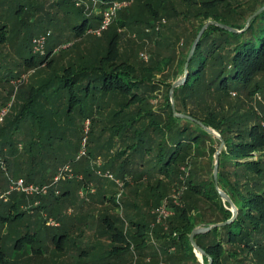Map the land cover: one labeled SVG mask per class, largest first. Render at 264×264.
I'll return each instance as SVG.
<instances>
[{"label": "trees", "instance_id": "1", "mask_svg": "<svg viewBox=\"0 0 264 264\" xmlns=\"http://www.w3.org/2000/svg\"><path fill=\"white\" fill-rule=\"evenodd\" d=\"M61 1L56 0L57 3L52 5L61 6L58 7L60 10L62 6H67L63 3L64 0ZM180 1L184 4L182 14L175 13L174 7H168L163 0L147 12L151 18H157L159 15L166 18L183 16V20L190 17L198 22L195 27L183 30L186 46L179 55L180 62L175 65L177 78L183 76L190 47L200 28L207 21L242 30L247 19L264 6V0ZM9 2L13 3L12 0ZM22 8L24 6L21 0L16 4L13 3L15 14L21 13ZM75 12L84 16L82 22L75 27V37L81 36L88 28L98 26V17L87 18L81 8H76ZM121 13L122 11L118 16ZM4 33L2 35H5ZM114 37L111 36L108 50L102 59L95 62L83 61L76 67L73 65L64 67L63 76L55 78L52 76L48 87L53 95L68 94V109L77 106L83 121L93 122L92 120L95 119L92 118V107L96 108H94L96 112L101 110L100 105L105 103L106 108H111L113 122L109 127L113 128L112 138L116 137L117 140L113 139V141L111 138L107 143L108 147L113 148L115 145L112 144L119 141L120 150L117 157L124 158L119 166L122 173L123 170H128L135 174L133 165L138 161L136 167L145 168L148 175H155L156 184L161 182L160 177L181 184L180 177L183 174L185 176V173L187 175L183 177L186 181L184 184L186 190L179 198L181 203L179 206L172 203L173 215L164 220L163 224H157L153 215H149L150 221H147V225L144 220L136 221L128 216L126 220L119 213L118 215L105 212L102 217L100 215L102 224H106L107 230L111 232L110 243L113 246L110 252L117 255L114 257L116 263L106 264H130L129 259L123 262L125 259L123 253L129 251V243L134 244L133 251H136L137 259L141 260L140 264H185L186 259H192L197 263L196 253L188 239L189 234L195 228L226 222L232 216L230 207L220 199L212 176L213 155L219 146V140L199 125L172 115L168 96L171 84H166L164 95L159 98L154 93L155 85L151 82V71L143 70L136 75L126 70L127 67L125 70L122 69L121 67L125 65L120 57L122 54L119 51L117 53L112 51L116 44ZM59 39L60 36H57L56 42H52L49 49L47 42V49L42 57L39 56L38 65L51 56L59 45L57 42ZM31 40L28 50L33 54ZM68 42L69 40L64 41V43ZM11 58L10 55L0 56V71H11L17 76L16 79L22 77L18 70L21 61L25 65L34 62L33 57L15 56V62ZM6 62L8 65L4 67ZM187 70L188 77L185 83L173 90L176 112L199 121L205 127L216 131L224 140L225 148L219 155L217 184L237 210L236 218L231 223L194 237L196 245L205 253L202 256V264H209V261L210 264H248L251 263L252 257L254 263L264 264V128L262 126L264 114L250 115L249 121L231 102L232 94L254 95L259 89L256 78L264 74V10L256 15L247 29L241 33L209 26L202 34L189 60ZM5 81L8 84L9 78L6 77ZM0 87L4 89L2 84ZM157 89L159 90V86ZM13 95L14 93L9 95L4 102L5 105L11 101ZM158 98L159 104H154L152 101ZM110 103L116 108L113 109ZM47 130L53 131L54 128L48 127ZM9 131L10 128L4 125L0 128L2 146L8 147L9 143L11 144L6 136H2ZM79 131L82 132L81 127ZM90 133L91 130L88 135ZM81 139L82 137L79 141ZM89 151L88 149V157ZM254 152L262 153V156L256 161H249V156ZM205 159L207 162L204 161ZM151 161H154L152 166L149 165ZM31 164L33 167L36 165L33 160ZM60 166L57 168L54 166V169L56 168L53 169L54 172ZM36 174L37 172L31 169L26 171L24 178H21L26 183L37 186L48 184L42 179L44 176H40L39 179V175L34 177ZM32 180L37 182L34 183ZM53 187L55 188L56 185ZM53 187L46 196H33L39 201L36 205L38 208L58 200V197L51 195L54 193ZM66 191H62V198L68 197ZM68 207L66 206V209ZM66 209L64 215H67ZM60 214L62 212L59 209L57 216ZM48 215L50 216L51 212ZM5 220L0 215V221ZM125 223L130 227L127 233L123 230ZM57 227L53 226L54 229ZM150 231L152 235L149 234ZM64 236V232L61 231L53 233L51 238L56 243L55 249L56 245L63 242ZM21 242L22 240L17 243ZM0 264H8L1 250Z\"/></svg>", "mask_w": 264, "mask_h": 264}, {"label": "rangeland", "instance_id": "2", "mask_svg": "<svg viewBox=\"0 0 264 264\" xmlns=\"http://www.w3.org/2000/svg\"><path fill=\"white\" fill-rule=\"evenodd\" d=\"M9 1L0 0V56L10 55L14 62L15 56L33 57L34 62L28 65L20 62L18 68L22 75L20 79H16L17 76L11 71H0V86L1 84L4 86V89L3 87L0 89V101H5L14 93L13 103L0 125V128L3 125L10 128V131L2 136L11 141V144L8 141L7 147L8 162H5L2 153L0 154L5 167V170L0 172V195L3 196L0 199V215L6 219L0 221V250L8 264H102V259L104 262L116 259L114 257L117 255L110 252L113 246L110 243L111 232L107 230L106 224H102L100 215L102 217L105 212L119 213L125 219L128 216L136 221L144 220L147 225L150 216H154L156 206L167 200L172 216V203L179 206L181 203L179 198L186 190L184 185L186 181L183 177L187 174L180 177L181 184L163 177H160L161 182L156 184L155 175H148L145 168L136 167L138 161L133 165L135 174L128 170H123L122 173L119 166L124 158L117 157L120 150L119 141L112 144L115 148L108 147L107 143L113 135V128L109 127L113 122L111 108H106L105 103L100 105L101 110L96 112L95 107H92V118L95 119L93 122L89 121L88 132L91 130V133L85 135L83 131H79L80 127L84 129L85 121L81 120L79 108L76 106L68 109V94L53 95L48 86L52 76L54 78L63 76L64 67L68 65L76 67L83 61L95 62L102 59L108 50L111 36H115L116 44L112 51L115 53L119 51L122 54L120 57L125 65L121 68L125 70L127 67L126 70L136 75L143 70L151 71V82L155 85L154 93L160 98L164 95L166 84L172 85L181 78L176 77L175 65L180 62L179 55L186 46L183 30L195 27L198 22L190 17L183 20V16L166 18L159 15L157 18H151L147 14L148 9L154 8L161 0H122L127 4L107 31L100 36L84 32L81 36L75 37V27L82 22L84 16L75 12L78 7L72 4L73 2L62 0L61 2L67 6H62V9L58 10L61 6H53L57 2L21 0L24 8L21 13L15 14L13 3L16 4L20 0H12L13 3ZM163 2L168 7H174L175 13L182 14L184 11V4L180 0ZM122 24L124 26H121ZM46 32L51 35L47 39V48H50L52 42H56L57 36H60L57 41L59 45L46 61L38 65L40 57L31 54L28 47L33 36ZM3 33L5 35H2ZM66 40L69 42L64 43ZM7 65L8 62L4 67ZM6 77L9 78L8 84L5 81ZM256 80L259 89L254 95H231L234 107L249 121L250 115L264 114V74ZM159 98L152 102L159 104ZM111 105L113 109L116 108L115 105ZM4 107L5 104L0 105V111ZM262 126L264 128V122ZM48 127L54 130L48 131ZM84 136L85 151L89 149L90 156H84L77 162L81 142L79 139ZM115 138L112 140L116 141ZM2 142L0 139L1 150L6 147L1 145ZM260 156L262 153L254 152L249 156V161H256ZM31 160L36 164L34 167ZM67 161H72V164ZM204 161L207 162L206 159ZM97 162L102 166L98 167ZM62 164H70L72 174L82 179L73 178L75 181L72 182L73 179L61 180L55 188L51 186L54 188L51 195L58 197L57 201L38 208L36 205L39 201L33 196L8 193V179L24 178L26 171L31 169L37 172L34 177L39 175L40 179V176H44L42 179L48 182L47 185L52 184L50 180L57 175ZM153 164L154 161H151L149 165ZM54 166L60 168L54 172L56 169ZM98 170L102 174L109 172V177L96 175ZM65 190L68 197L62 198V191ZM66 206L69 207L66 209ZM59 209L63 215L57 216ZM64 209L68 214L66 216ZM52 222L54 225L49 224ZM53 226L58 227L54 229ZM69 228L70 232L65 233L63 242L56 245L55 249L56 243L51 238L53 233L64 232L63 230ZM123 230L125 233L129 232V225L125 223ZM94 231L103 237V241H99L97 245L98 255L92 254L94 240L90 237ZM149 234L152 235V231ZM21 240V243H17ZM133 249L134 244L129 243V251L125 253H130V264H139L140 261ZM104 252L107 253L105 259L102 255ZM252 262L253 257L248 264ZM197 263L201 264L199 261ZM197 263L192 259H186L185 262Z\"/></svg>", "mask_w": 264, "mask_h": 264}, {"label": "built area", "instance_id": "3", "mask_svg": "<svg viewBox=\"0 0 264 264\" xmlns=\"http://www.w3.org/2000/svg\"><path fill=\"white\" fill-rule=\"evenodd\" d=\"M49 2H55L56 0H46ZM74 5L78 8H81L84 14L87 16V18L92 17H98L99 18V24L95 28H88L86 32L92 36H100L104 31H106L111 24L116 20L118 17L119 12L123 10L126 6V2L122 0H114V1H99V0H72ZM50 37V33L46 32L45 34L35 36L31 40V48L32 53L34 55L43 56L45 53L46 48V42L47 39ZM144 58V56H143ZM14 97V95H13ZM13 97L11 98V101L8 102L4 108L0 111V125L4 118V116L9 111V108L11 107L13 103ZM89 120L84 121V129L82 130L83 133L86 135L88 133V127H89ZM86 146V137L84 136L81 139L80 142V149L78 152V156L76 157V161L80 158H83L84 156H87V151H85ZM97 166L101 167L100 162H97ZM0 169L2 171L5 170L4 167V160L0 157ZM96 175L98 176H105L109 177V172L101 173L100 170L98 172L96 171ZM111 177V176H110ZM82 179L81 177H75L72 174V168L70 164L62 166L58 172L57 175L52 179V184L50 185H42L37 186L32 183H26L23 178H17V179H8V193H20L24 194L26 196H45L49 189H51V186L56 185L59 181L64 180H71V179ZM115 183H117L115 181ZM3 196L0 195V199H2ZM155 220L157 224H161L164 220H166L170 215V207L167 200L162 201L153 211ZM51 225H54V223H49Z\"/></svg>", "mask_w": 264, "mask_h": 264}, {"label": "water", "instance_id": "4", "mask_svg": "<svg viewBox=\"0 0 264 264\" xmlns=\"http://www.w3.org/2000/svg\"><path fill=\"white\" fill-rule=\"evenodd\" d=\"M264 10V6L259 8L254 14H252L246 21L245 23V26L242 30H236V29H233L227 25H223V24H220V23H217V22H214V21H207L199 30V32L197 33L191 47H190V50L188 52V55H187V58L185 60V64H184V70H183V76L176 80L174 83H172V85L170 86V89H169V93H168V96H169V102H170V105H171V110H172V115L176 118H180V119H185V120H188V121H191L197 125H199L203 130H205L208 134H211L212 136H214L216 139L219 140V146H218V149L216 150L215 154H214V164H213V171H212V176H213V181H214V185H215V189L220 197V199L222 200V202L226 203L229 207H230V211L232 213V216L231 218L226 221V222H222V223H216V224H213V225H210L208 227H198V228H195L192 230V232L189 234V242L192 246V248L194 249L195 251V255H196V258H198L199 262L202 264V256L205 255L204 251L202 249H200L196 243L194 242V237L196 235H199V234H204V233H207L209 232L210 230L214 229V228H218V227H222V226H225L229 223H231L235 218H236V215H237V210L235 209V206L233 205L232 201L230 200V198L224 193L222 192L219 187H218V184H217V172H218V162H219V155L222 151V149L224 148V140L221 138V136L214 130L212 129H209L207 127H205L204 125H202L199 121L193 119L192 117L188 116V115H185V114H179L176 112V109H175V104H174V99H173V90L177 87H180L181 85H183L188 77V63H189V60L190 58L192 57L193 55V52L202 36V34L205 32V30L209 27V26H215L219 29H222V30H225V31H228V32H232V33H241L243 32L245 29H247L250 21L256 16L258 15L259 13H261L262 11ZM209 264H210V261H209Z\"/></svg>", "mask_w": 264, "mask_h": 264}, {"label": "crops", "instance_id": "5", "mask_svg": "<svg viewBox=\"0 0 264 264\" xmlns=\"http://www.w3.org/2000/svg\"><path fill=\"white\" fill-rule=\"evenodd\" d=\"M1 102V104L0 105H2V104H4V102L5 101H0ZM11 154V153H10ZM2 157L3 158H5L6 160H8L9 159V157H8V155H7V147H5V148H2ZM20 178V177H19ZM108 198V197H107ZM63 213V212H62ZM68 215V214H67ZM70 215V214H69ZM65 216H66V214H65ZM69 217V216H68ZM64 231V234L65 233H67V232H70V228L69 229H66V230H63ZM93 234H92V236L90 237L92 240H94V243H93V245H92V248L94 249V252L92 253V254H97L98 255V249H97V245H98V243H99V241H103V237H101V235H97L96 234V232L94 231V232H92ZM100 239V240H99ZM126 255L125 256H123L125 259L123 260V262H125V260L126 259H129L130 261H131V256H130V253L128 254V253H125ZM102 255H104L103 257H104V259L106 258V256H107V253L106 252H104ZM102 261L103 262H101L102 264H106V263H116L117 261H114V259L113 260H110V261H107V262H104V260L102 259ZM139 261H141V260H139ZM198 261V260H197ZM121 263V262H120ZM139 264H140V262H139Z\"/></svg>", "mask_w": 264, "mask_h": 264}]
</instances>
